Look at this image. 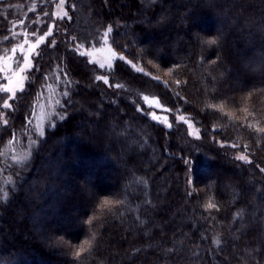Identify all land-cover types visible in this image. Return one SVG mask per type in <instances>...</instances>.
<instances>
[{
	"label": "trees",
	"instance_id": "16d2710c",
	"mask_svg": "<svg viewBox=\"0 0 264 264\" xmlns=\"http://www.w3.org/2000/svg\"><path fill=\"white\" fill-rule=\"evenodd\" d=\"M14 1L0 2V38ZM66 10L57 19L48 4L56 31L9 109L0 92V259L264 264V0H66ZM109 26L125 60L104 69L77 45H95ZM49 82L51 120L8 168L2 150ZM144 96L192 119L199 138L152 121Z\"/></svg>",
	"mask_w": 264,
	"mask_h": 264
},
{
	"label": "rangeland",
	"instance_id": "374dc122",
	"mask_svg": "<svg viewBox=\"0 0 264 264\" xmlns=\"http://www.w3.org/2000/svg\"><path fill=\"white\" fill-rule=\"evenodd\" d=\"M48 4H52L53 17L57 19H63L67 17L63 16V13L67 12L66 0L62 7L60 6V0H16L14 2L7 3V5L5 6V12L9 14L11 22H9L10 28L7 35L9 39L5 40V36L0 38V87L7 85L16 88L17 92L21 91L19 90L18 84L19 78L13 75V72L18 70L16 68V64L18 61L22 63L23 58L19 50L15 54H13L11 52V49L17 44H23L25 39L29 40L30 43H35L38 36L44 35V33L48 31L49 27L53 29L52 33L56 31V29H54L56 27L53 25V23L49 24L46 27V24L48 22L46 20L47 16L45 15V13L48 9ZM35 13L36 16H34ZM21 21H24V23L21 24ZM14 25L16 26L14 27ZM26 31L29 33L28 36L24 35ZM14 33H18L19 35H13ZM31 33H36V35H31ZM48 37H46V39ZM28 46L29 45L25 44V51L27 50ZM39 47L37 49V52L39 50ZM78 52L79 54L80 52L85 53L84 57L90 63H93L98 67H100L101 63H103L105 65L104 69L108 68L107 64L109 61L113 66V64L117 60H119L118 57L123 56L113 49L109 42V39L108 43L105 44L103 37H101L99 42H97L95 45L78 48ZM112 52H115L117 54L116 58L112 57ZM9 56L13 57V59L7 60L6 57ZM35 56L36 55H33L31 57L32 64ZM9 64H11V69L8 68ZM129 64L137 71L138 69H140L138 66H133L131 63ZM29 71L30 69L22 74L26 77V79L23 81L24 85L27 80ZM5 77H8V79H5ZM9 81H11L12 83L9 84ZM50 83L51 82H49L45 87L46 91H48L47 94H43L41 92L39 93V95L41 96L39 99V108L38 110H36L32 119L29 121V125H27L26 129H23L18 134V136L12 138L10 144L2 150V159L4 164L8 168L15 169L16 165H19L20 163L25 161V157L28 153L27 150L29 146L31 147L32 141L35 140V135H38V133H40L44 128L45 124L50 122L51 120L50 112L45 111V103L47 101L49 103L52 102L51 100H49V90L52 89V85ZM10 95H12V93H6V99H8V96ZM144 97L143 106L147 110L149 118L152 121L163 125L165 128L172 127L173 122L183 124L190 137L195 139L199 138V129L194 125L192 119H190L188 116H185L183 114L171 113L169 109L164 107L155 97L147 96V100H145ZM52 109L53 108H51V110ZM153 115H155L156 119H153ZM180 116H184L187 122L181 121L179 119Z\"/></svg>",
	"mask_w": 264,
	"mask_h": 264
},
{
	"label": "snow or ice",
	"instance_id": "6c2138e0",
	"mask_svg": "<svg viewBox=\"0 0 264 264\" xmlns=\"http://www.w3.org/2000/svg\"><path fill=\"white\" fill-rule=\"evenodd\" d=\"M0 2H2V0H0ZM152 2L155 3L156 0H152ZM64 3H65V0H60V6H61V7L64 5ZM45 15H48V13H45ZM58 15H59V14H58ZM67 15H68L67 12H64V13H63V16H67ZM20 23L23 24L24 21H21ZM15 26H16V25H14V27H15ZM37 31H39V30H37ZM52 31H53V29H52L51 27H49L48 31L45 32L44 35H40V36H38V38L36 39L35 43H30L29 40L25 39V41H24L23 44H17L16 46H14V47L11 49V52H12L13 54H15V53L19 50V52H20V54H21V56H22V58H23L22 63L18 61L17 64H16V68H17L18 70H16V71L13 72V75H15L16 77L19 78V80H18L19 90L22 91V90L24 89V83H23V81L26 79V77L23 76L22 74H23L25 71H27V70H29V69H31V68L34 67V65L32 64V61H31V57H32L33 55H38V54H39V53L37 52L38 47H39L41 44H44V43H45L46 37L51 36V35H52ZM112 31H113L112 27L109 26V27H107V29L103 32V38H104V42H105V44L108 43V38H109L110 34L112 33ZM13 35H19V34H18V33H14ZM24 35H25V36H28L29 33L26 31V32L24 33ZM31 35H36V33H31ZM8 39H9V37L5 36V40H8ZM97 42H99V41H97ZM206 43H207L208 45H216V44H217V40H216V39H209V40L206 41ZM25 44L29 45L26 51H25ZM55 44H56V41L53 40V41L51 42V45H49V46H50V47H51V46H55ZM83 46H84L83 44H79V45H77V48H80V47H83ZM80 55H81V56H84L85 53L80 52ZM116 55H117V54H116L115 52H112V57H113V58H116ZM6 59H7V60H12L13 57L9 56V57H6ZM118 59H119V60H124V56H119ZM129 63H131V61H129ZM213 63H214V62H213ZM133 66H134V65H133ZM104 67H105V65H104L103 63H101V64H100V68H104ZM107 67H108L109 69L112 68V64H111L110 61L108 62ZM8 68L11 69V64L8 65ZM138 71H142V69H138ZM5 79H8V77H5ZM44 79L47 80L48 77L45 76ZM57 79H59V77H57ZM95 79H96L97 81H103L104 84H109V80H108V77H107V76H104V75H97V76L95 77ZM157 79H158V78H157ZM11 83H12V82L9 81V84H11ZM177 83H179V81H177ZM114 86H115V87H120V85H114ZM0 92H2V93H12V95L8 96V99H5V100L3 101V105H2V107H3L4 109H9V108L12 106L9 102H10L11 100H13L14 97L16 96L17 89L6 85V86H3V87H0ZM64 95L67 96L68 93L65 92ZM144 99L147 100L148 97L145 96ZM137 110L139 111L140 109H137ZM153 119H156L155 115H153ZM179 119H180L181 121H185V122H187V121L185 120V117H184V116H180ZM7 123H8V121L5 119V120H4V124L7 125ZM248 127L251 128V127H253V125L249 124ZM255 131H256V132H259V133H264V128H256ZM40 135L43 136V132H41ZM32 143L34 144V143H36V141L33 140ZM232 147H238V145L233 144ZM245 148H247V145H245ZM235 159H236L237 161H242V162H245V163H251V161H249L248 158H247V156L244 155V154H238V155H236V156H235ZM262 171H264V169H262ZM191 194H192V193H189V195H191ZM119 202H120V201H117V203H119ZM110 203H112V201L105 200V201L103 202V205H102V206H107V205H109ZM216 207H217V205L214 204V203H211V202H209V203H207V204L205 205V208H206V209H213V208H216ZM214 243H216V244L218 245V244L220 243V241H219V240H215ZM84 250H85L84 248H81L79 251H77V252L75 253V255H76L77 257H79L80 254H81V252H83ZM0 264H6V261L0 259Z\"/></svg>",
	"mask_w": 264,
	"mask_h": 264
}]
</instances>
